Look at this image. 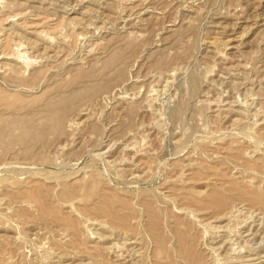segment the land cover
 Returning <instances> with one entry per match:
<instances>
[{
    "label": "rangeland",
    "instance_id": "1",
    "mask_svg": "<svg viewBox=\"0 0 264 264\" xmlns=\"http://www.w3.org/2000/svg\"><path fill=\"white\" fill-rule=\"evenodd\" d=\"M0 264H264V0H0Z\"/></svg>",
    "mask_w": 264,
    "mask_h": 264
},
{
    "label": "bare ground",
    "instance_id": "2",
    "mask_svg": "<svg viewBox=\"0 0 264 264\" xmlns=\"http://www.w3.org/2000/svg\"><path fill=\"white\" fill-rule=\"evenodd\" d=\"M220 189L218 188V190H215L213 192V194L207 200V203L208 204H213V205H219V206H222V207H227V204H228V202L230 200L228 198V195H227L228 193L224 192L225 189L224 190H222V189L220 190ZM199 259H200V257L197 256V263H198Z\"/></svg>",
    "mask_w": 264,
    "mask_h": 264
}]
</instances>
